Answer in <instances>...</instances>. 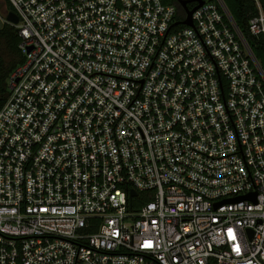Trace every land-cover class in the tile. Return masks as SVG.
<instances>
[{
    "label": "built area",
    "instance_id": "1",
    "mask_svg": "<svg viewBox=\"0 0 264 264\" xmlns=\"http://www.w3.org/2000/svg\"><path fill=\"white\" fill-rule=\"evenodd\" d=\"M2 1L0 264H264V70L225 1Z\"/></svg>",
    "mask_w": 264,
    "mask_h": 264
},
{
    "label": "trees",
    "instance_id": "2",
    "mask_svg": "<svg viewBox=\"0 0 264 264\" xmlns=\"http://www.w3.org/2000/svg\"><path fill=\"white\" fill-rule=\"evenodd\" d=\"M229 8L233 20L247 42L251 46L255 56L264 70V37L251 33L249 22L258 13L255 0H224ZM264 8V0H260ZM8 8L11 5L8 3ZM20 37L17 29L11 24H4L0 27V45L5 44V52H0V109L9 96L8 78L14 68L23 60L20 48Z\"/></svg>",
    "mask_w": 264,
    "mask_h": 264
},
{
    "label": "water",
    "instance_id": "3",
    "mask_svg": "<svg viewBox=\"0 0 264 264\" xmlns=\"http://www.w3.org/2000/svg\"><path fill=\"white\" fill-rule=\"evenodd\" d=\"M190 0H180V3L183 5V7L186 9V12H187V17L183 20V22L185 24H190L192 25L193 24V20H192V14L193 12L195 11V9H197L200 5L204 4V2H206L207 0H198L199 1V4L197 6H195L194 8L190 9L188 7V2ZM7 18L14 22V23H18L19 21V17L17 15V13L13 10H10L9 13L7 14ZM177 22H175V24H177ZM136 192L135 191H132V195H135Z\"/></svg>",
    "mask_w": 264,
    "mask_h": 264
},
{
    "label": "rangeland",
    "instance_id": "4",
    "mask_svg": "<svg viewBox=\"0 0 264 264\" xmlns=\"http://www.w3.org/2000/svg\"><path fill=\"white\" fill-rule=\"evenodd\" d=\"M0 3L2 4L3 3V7H7V4H5L2 0H0ZM0 26H1V23H0ZM0 52H5L4 54H6V47H5V44H1L0 45Z\"/></svg>",
    "mask_w": 264,
    "mask_h": 264
}]
</instances>
